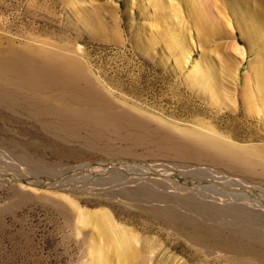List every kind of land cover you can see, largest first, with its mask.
Listing matches in <instances>:
<instances>
[{
	"label": "rangeland",
	"instance_id": "1",
	"mask_svg": "<svg viewBox=\"0 0 264 264\" xmlns=\"http://www.w3.org/2000/svg\"><path fill=\"white\" fill-rule=\"evenodd\" d=\"M0 64L8 181L45 183L96 160L170 177L103 164L36 189L0 176V264H125L81 219L102 211L139 239L146 264H264V166L193 151L182 133L264 147V109L251 112L264 97V0H0Z\"/></svg>",
	"mask_w": 264,
	"mask_h": 264
},
{
	"label": "bare ground",
	"instance_id": "2",
	"mask_svg": "<svg viewBox=\"0 0 264 264\" xmlns=\"http://www.w3.org/2000/svg\"><path fill=\"white\" fill-rule=\"evenodd\" d=\"M173 17H174V19H173V21H176V18L178 17L177 15H173ZM179 24V23H178ZM237 44H234V49H235V52H238L240 49H238V46L240 45V43H239V39H237V42H236ZM27 47H25V49H26ZM31 48V47H30ZM40 48V47H39ZM41 49H42V47H41ZM41 49H39V50H41ZM44 49V48H43ZM45 50H47L46 48H45ZM26 51V50H25ZM27 51H28V49H27ZM43 51V50H42ZM41 51V52H42ZM48 51V50H47ZM39 52V51H38ZM45 52V51H44ZM52 52H55V51H52ZM252 52V51H251ZM251 52H250V54H251ZM19 53H20V51H19ZM50 53V52H49ZM23 54V53H22ZM26 54V53H25ZM30 54V53H29ZM28 53H27V55H29ZM39 54H41L40 52H39ZM45 54H46V52H45ZM45 54H43V58H44V55ZM57 54H58V52H56V55L55 56H57ZM240 54H242V53H240ZM49 55V54H48ZM242 55H244V58H246L247 57V54H246V51H245V54H242ZM249 55V54H248ZM25 57L26 56H24V60H25ZM49 57V56H48ZM52 57H54V55L52 56ZM59 57V56H58ZM18 58H20V57H18ZM36 58V57H35ZM42 58V59H43ZM47 58V57H46ZM51 57H49L48 58V60L50 59ZM65 57L64 56H62V60H66V59H64ZM70 58V57H69ZM72 58H74V56L73 57H71L70 58V60H66V67L70 70V72H76V71H80V70H84V68H82L83 66H81L79 63H77L76 62V60H77V57H76V60H74V61H72ZM15 59H17V57H15ZM14 59V60H15ZM21 59H22V56H21ZM28 59V58H27ZM27 59H26V61H27ZM32 59V58H31ZM10 60V59H9ZM12 60H13V58H12ZM36 60V59H35ZM54 60V58H52V61ZM62 60H60V58H58V61H62ZM25 61V62H26ZM29 61V60H28ZM40 61H42V60H40ZM51 61V62H52ZM56 61V59L53 61V62H55ZM57 61V62H58ZM260 61H262V58L258 61V63L260 62ZM14 62V61H13ZM18 62V61H17ZM20 62H21V60H20ZM32 62V61H31ZM50 62V63H51ZM63 62V61H62ZM79 62V61H78ZM81 62V61H80ZM43 63V62H42ZM47 64H48V62H46ZM50 63H49V66H50ZM261 63V62H260ZM16 63H14V65H15ZM32 63H30V65H31ZM41 64V63H40ZM45 64V63H44ZM55 64V63H54ZM1 65V64H0ZM5 65H6V62H5ZM13 65V66H14ZM24 65V64H23ZM27 65H29V63L27 64ZM52 65V64H51ZM2 66H4V65H2ZM7 66V65H6ZM9 66V65H8ZM20 66V65H19ZM33 66H35V65H33ZM48 66V65H47ZM46 66V67H47ZM65 66V65H64ZM261 66H263L262 67V71L264 70V65H261ZM12 67V66H11ZM10 67V68H11ZM30 67V66H29ZM41 67V66H40ZM42 67H44V66H42ZM56 67H58V66H56ZM13 68V67H12ZM21 68H23V66L21 67ZM31 68V67H30ZM50 68V67H49ZM6 69V68H5ZM23 69H25V68H23ZM22 69V70H23ZM29 69V68H28ZM34 68H32V70H33ZM39 69V68H38ZM42 70H43V68H41ZM52 69V68H51ZM21 70V69H20ZM60 70V69H59ZM87 70V69H86ZM8 71V70H7ZM7 71H6V73H7ZM49 71V70H48ZM57 71V70H56ZM88 71V70H87ZM86 71V72H87ZM228 71L229 72H231V73H237V72H239L240 71V69H235V68H231V69H229L228 68ZM261 71V70H260ZM11 72V71H10ZM27 72V71H26ZM61 72V71H60ZM86 72H85V74H86ZM1 73V72H0ZM6 73H5V77H6ZM22 73V72H21ZM20 73V74H21ZM25 73V72H24ZM46 73H47V71H46ZM53 73V72H52ZM3 74V73H2ZM14 74V73H13ZM23 74V73H22ZM29 74H31L30 72H29ZM84 74V75H85ZM264 74V73H263ZM12 75V74H11ZM26 75V74H25ZM31 75H33V74H31ZM42 75V74H41ZM53 75V74H52ZM68 75H69V73H68ZM87 75V74H86ZM4 76V75H3ZM2 76V77H3ZM10 76V75H9ZM13 76V75H12ZM18 76V75H17ZM38 76V75H37ZM43 76V75H42ZM48 76V75H47ZM83 76V75H82ZM237 76H238V73H237ZM11 77V76H10ZM28 77V76H27ZM45 77V76H44ZM52 77V76H51ZM51 77H50V79H51ZM198 77H199V75H198V73H195V74H192V78H193V81L192 82H190V87H194V86H198V83H197V81H198ZM256 81H257V84H258V86H260V84H261V73L260 72H257V74H256ZM1 78V77H0ZM6 78H8V77H6ZM5 78V79H6ZM35 78H36V76H35ZM48 78V77H47ZM65 78V77H64ZM30 79V78H29ZM69 79V78H68ZM71 79V78H70ZM69 79V80H70ZM9 80H11V79H9ZM9 80H7V81H9ZM16 80V79H15ZM14 80V81H15ZM40 80V79H39ZM49 80V79H48ZM59 80V79H58ZM64 80V79H63ZM235 85H236V87L239 85V80L238 79H236V77H235ZM7 81H5V82H7ZM68 81V80H67ZM73 81V80H72ZM18 82H20V81H18ZM41 82V81H40ZM39 82V83H40ZM49 82V81H48ZM62 82V81H61ZM73 82H75V81H73ZM81 82V81H80ZM10 83V82H9ZM27 83V82H26ZM76 83V82H75ZM75 83H73V84H75ZM94 83V82H93ZM16 84H17V82H16ZM48 84V83H47ZM57 84V83H56ZM63 84H66V83H63ZM68 84V83H67ZM21 85V84H20ZM46 85V84H45ZM44 85V86H45ZM24 86V85H23ZM43 86V87H44ZM56 86V85H55ZM68 86V85H67ZM73 86V85H72ZM77 86V85H76ZM37 87V86H36ZM60 87H61V85H60ZM74 87V86H73ZM79 87V86H78ZM93 87V86H92ZM55 88H57V87H55ZM55 88H54V90H55ZM65 88V87H64ZM71 88V87H70ZM39 89V88H38ZM75 89V88H74ZM73 89V90H74ZM76 89H77V87H76ZM80 89V88H79ZM94 89V88H93ZM5 90V89H4ZM62 90V89H61ZM70 90H72V89H70ZM92 90V89H91ZM2 91V90H1ZM6 91V90H5ZM68 91V90H67ZM34 92V91H33ZM39 92V91H38ZM41 92H43L42 91V89H41ZM57 92V91H56ZM61 92V91H60ZM66 92V91H65ZM69 92V91H68ZM91 92V91H90ZM6 93V92H5ZM58 93V92H57ZM93 94L95 93V92H92ZM11 94V93H10ZM59 94V93H58ZM61 94V93H60ZM97 94V93H96ZM0 95H1V93H0ZM8 95V94H7ZM91 95V94H90ZM2 96V95H1ZM96 96H98V95H96ZM245 96H246V98H247V100L248 101H253L252 99H251V96H249V95H247V94H245ZM67 97H69V96H67ZM94 97V96H93ZM54 98V97H53ZM98 98V97H97ZM97 100V99H96ZM259 101H261L260 103H259V106H254L253 108H252V110H251V112L252 111H254V112H261L260 111V109H261V107H263V109H264V97H262L261 98V100H259ZM63 102V101H62ZM106 110V109H105ZM107 113V112H106ZM107 116V115H106ZM107 118V117H106ZM111 120H112V118H111ZM128 120H129V118H128ZM99 121V120H98ZM100 122V121H99ZM130 123H131V121H129ZM111 124V123H110ZM140 124V123H139ZM166 126H170V125H167V124H165ZM200 125L202 126V125H204V123H200ZM169 128H171V127H169ZM209 130H210V132L209 133H206V132H203V131H199V130H187V131H183L182 133L187 137V138H189L191 141H194V142H192L193 143V145L194 146H192V147H194V149H192L193 151L195 150V148L197 147V145H195V143H197V144H199L198 146H203V149H205L204 151L206 152V149L207 148H211V150L212 149H215V150H217L216 152H215V154L217 153V152H219V154H223V157H221V155H220V158H218V159H222V158H224L225 159V157L226 156H228L229 158L231 157V158H234V160L236 159V160H238V161H241L242 163H243V165L244 164H246V166H255V165H258V164H261V165H263L264 166V147H261V146H251V145H244V146H240V145H235V143H233V142H231V141H229V139L228 138H226V137H224V136H222V135H220V134H218L217 132H215V130L213 129V128H209ZM186 146V145H185ZM184 146V147H185ZM196 146V147H195ZM191 147V146H190ZM206 147V148H205ZM187 149H188V151L190 150V151H192L191 149H189L188 147H187ZM200 149V148H199ZM203 151V152H204ZM213 151V150H212ZM199 152H200V150H199ZM202 152V153H203ZM214 152V151H213ZM213 152H210V153H213ZM195 153H197V152H195ZM214 154V153H213ZM219 154H218V156H219ZM216 157H217V155H215ZM225 156V157H224ZM227 158V157H226ZM224 159H222V160H224ZM233 162V161H232ZM237 163V162H236ZM83 167V166H82ZM82 167H80V168H76V169H72V170H70V171H67L66 173H62L61 175H59L61 178H63V177H65V176H67V175H69V174H73V173H76V172H78V171H80V169L82 168ZM151 167H154V166H151ZM156 168H158L157 166H156ZM152 169H154V168H152ZM148 170V169H147ZM151 170V169H150ZM154 170H156V169H154ZM157 171V170H156ZM167 171V170H166ZM90 172V171H89ZM158 172V171H157ZM160 172H161V170H160ZM163 172V171H162ZM262 173H264V170H263V172ZM155 176H156V174H155ZM167 176V175H166ZM58 177V176H57ZM59 177V178H60ZM6 178V177H5ZM7 179V178H6ZM8 180V179H7ZM22 180H24V179H22ZM51 180V179H50ZM50 180H48V182L50 181ZM25 181V183H28L29 185H31L32 183L30 182V181H26V180H24ZM187 181V180H186ZM42 182H44V181H37V182H35L36 184L37 183H42ZM16 183H19L18 181L16 182ZM34 183V182H33ZM20 184H22V183H20ZM227 184V183H226ZM24 185H26V184H24ZM27 187H28V185H26ZM238 186H243V185H238ZM244 192H245V190H244ZM253 192H256L255 190H253ZM239 193V192H238ZM257 193V192H256ZM258 195V194H257ZM259 196V195H258ZM259 200H260V198H259ZM261 205H264V200L263 201H259V203H258V205L256 206V207H261ZM81 215V219H82V221H83V223L85 224V225H92V226H94L95 228H96V230L98 231V233L100 234V236L105 240V243L107 242V245L109 246V248L110 249H112L113 251H114V253H116L118 256H119V258L122 260V262L123 263H125V264H146V262H145V260H147V259H145L146 258V256L144 257V251L142 250V249H139L137 246H136V243H138V238L136 237V236H134V235H132V232H130L129 230H127V229H124V228H121V227H118L115 223H114V221L112 220V218H111V216L108 214V213H106L105 211H102V212H96V213H92V212H83V213H81L80 214ZM101 238V239H102ZM144 248V247H143ZM104 250V249H103ZM103 250H102V252H103ZM106 250H104V252H105ZM103 254H108V252H105V253H103Z\"/></svg>",
	"mask_w": 264,
	"mask_h": 264
},
{
	"label": "water",
	"instance_id": "3",
	"mask_svg": "<svg viewBox=\"0 0 264 264\" xmlns=\"http://www.w3.org/2000/svg\"><path fill=\"white\" fill-rule=\"evenodd\" d=\"M103 164H108L111 166H122V165H138V166H144L145 168L151 169L158 177L163 178V179H169V176L166 175H161L159 174L156 170L152 169L151 166H149L147 163H142L140 161H135V160H96V161H91L88 164H86L85 166H83L79 172L67 175L63 178H58L55 180H50L49 182H42V183H32L31 185H29L28 183H25L24 180L22 179H13L12 181H8L5 177L4 174H0V176H2L5 180V182L7 183H16L17 181L19 183L22 184H26L29 185L32 188H36V189H47V188H51V187H55L57 185L66 183V182H70V181H75L78 180L80 177L84 176V174L86 172H89V170L92 167L98 166V165H103ZM177 176L186 179L188 182H190L191 184H197V185H203V184H209L211 186H215V187H220L224 190H226L227 192L230 193H237L238 190L235 189H231L230 187H227L225 185H222L218 182H214V181H203L200 179H192V178H188L186 175L182 174V173H176ZM245 190V189H244Z\"/></svg>",
	"mask_w": 264,
	"mask_h": 264
}]
</instances>
